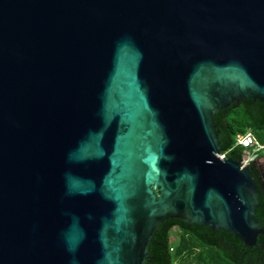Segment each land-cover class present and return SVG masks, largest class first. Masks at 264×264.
<instances>
[{"label":"water","instance_id":"1","mask_svg":"<svg viewBox=\"0 0 264 264\" xmlns=\"http://www.w3.org/2000/svg\"><path fill=\"white\" fill-rule=\"evenodd\" d=\"M245 98L264 0H0V264H144L169 219L257 246L214 123Z\"/></svg>","mask_w":264,"mask_h":264},{"label":"trees","instance_id":"2","mask_svg":"<svg viewBox=\"0 0 264 264\" xmlns=\"http://www.w3.org/2000/svg\"><path fill=\"white\" fill-rule=\"evenodd\" d=\"M214 123L226 158L242 161L237 136L253 132L264 145V102L245 98L215 114ZM264 155V150L258 154ZM256 218L264 230V198L258 196ZM177 231V233H175ZM144 264H264V234L255 247L236 237L198 224L169 219L160 225L147 248Z\"/></svg>","mask_w":264,"mask_h":264},{"label":"built area","instance_id":"3","mask_svg":"<svg viewBox=\"0 0 264 264\" xmlns=\"http://www.w3.org/2000/svg\"><path fill=\"white\" fill-rule=\"evenodd\" d=\"M236 146L242 147L245 152H250L249 150L251 149L252 152L251 154L254 155V157H250V156L244 157L243 160L241 161L243 165H252L251 163H254V160H256L258 154L262 150H264V145H261L258 142L255 135L251 131H248L243 135L237 136ZM221 158H225V155L222 154Z\"/></svg>","mask_w":264,"mask_h":264},{"label":"flooded vegetation","instance_id":"4","mask_svg":"<svg viewBox=\"0 0 264 264\" xmlns=\"http://www.w3.org/2000/svg\"><path fill=\"white\" fill-rule=\"evenodd\" d=\"M252 168L255 171V174L258 180L259 190H260L259 195L264 198V171L262 170L260 164L256 162H254V164L252 165Z\"/></svg>","mask_w":264,"mask_h":264},{"label":"rangeland","instance_id":"5","mask_svg":"<svg viewBox=\"0 0 264 264\" xmlns=\"http://www.w3.org/2000/svg\"><path fill=\"white\" fill-rule=\"evenodd\" d=\"M249 151H250V152H242V154H243V155H242L243 158H244V157H247V156L254 157V155L251 154V153H252V152H251V149H250ZM262 151H263V150H262ZM262 151H261V152H262ZM249 153H250V155H249ZM254 162L260 164L262 170L264 171V155H263V156H259V155H258V157L256 158V160H254ZM251 164H252V163H251ZM244 166H245V165H244ZM175 233H177V231H176Z\"/></svg>","mask_w":264,"mask_h":264}]
</instances>
